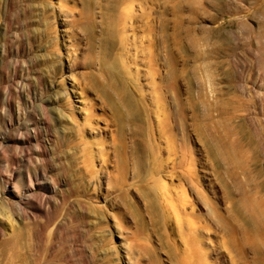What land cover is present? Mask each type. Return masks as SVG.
Returning a JSON list of instances; mask_svg holds the SVG:
<instances>
[{
	"label": "rangeland",
	"instance_id": "rangeland-1",
	"mask_svg": "<svg viewBox=\"0 0 264 264\" xmlns=\"http://www.w3.org/2000/svg\"><path fill=\"white\" fill-rule=\"evenodd\" d=\"M186 1L0 0V264H264L238 248L244 194L264 201V11ZM202 91L237 104L227 129Z\"/></svg>",
	"mask_w": 264,
	"mask_h": 264
},
{
	"label": "bare ground",
	"instance_id": "bare-ground-1",
	"mask_svg": "<svg viewBox=\"0 0 264 264\" xmlns=\"http://www.w3.org/2000/svg\"><path fill=\"white\" fill-rule=\"evenodd\" d=\"M114 1H117V0H114ZM181 1V0H180ZM183 1V0H182ZM206 1V0H205ZM257 2H258V5H259V7L261 8V10L262 11H264V0H256ZM185 2H187L186 0H185ZM199 2H201V0H199ZM188 4H189V8L191 9V10H195L196 9V6L197 7H199L198 6V2L196 1V0H189L188 1ZM199 5H200V3H199ZM184 6V5H183ZM187 6V5H186ZM186 6H185V8H186ZM202 6V5H201ZM129 7V6H128ZM178 7V6H177ZM174 8V7H173ZM179 8V7H178ZM177 8V9H178ZM183 8V7H182ZM188 8V7H187ZM204 8V7H203ZM198 9V8H197ZM199 9H202V7H200ZM183 10V9H182ZM188 10V9H187ZM128 11V10H127ZM174 11H175V9H174ZM183 12V11H182ZM202 12V11H201ZM200 12V13H201ZM195 13H196V11H195ZM205 13V12H204ZM191 14V13H190ZM193 14V13H192ZM191 14V15H192ZM178 15V14H177ZM195 16H197L196 14H194ZM194 15L193 16H191L190 17V21H192L191 20V18L193 17V19H195L194 18ZM199 15V14H198ZM181 19V18H180ZM186 18H184V20H185ZM176 20V19H175ZM189 21V23H191ZM186 22V21H185ZM193 22V21H192ZM165 23V22H164ZM167 24V23H166ZM165 24V25H166ZM173 24H175V23H173ZM179 25V24H178ZM181 26V25H180ZM175 27V26H174ZM190 27H192V26H190ZM190 27H187V35H188V40H190V42L194 45V46H197L198 45V39L196 38V37H194L193 35H194V33H193V31H195L194 29L192 30ZM193 28V27H192ZM174 29V28H173ZM186 29V28H185ZM180 31V30H179ZM185 32V31H184ZM180 33V32H179ZM208 33V32H207ZM182 34H184V33H182ZM186 34V33H185ZM185 34H184V37H186L185 36ZM205 34V33H204ZM166 35V34H165ZM177 35V34H176ZM167 37V36H166ZM165 37V38H166ZM174 37V36H173ZM177 37V36H176ZM175 38V37H174ZM181 38V37H180ZM205 39H206V36H205ZM186 40H187V38H186ZM187 40V41H188ZM180 41H182V40H180ZM207 41V40H206ZM199 48V47H198ZM201 52V51H200ZM199 56H201V55H199ZM197 57V56H196ZM171 59H167V72H168V76L170 77V78H175V77H177L176 75L177 74H179L178 73V71H181L180 70V68H178V64L176 63V59H172V57H170ZM198 58V57H197ZM199 58H201V57H199ZM194 60V59H193ZM197 60V59H196ZM201 60H203L204 62H205V64L203 65V66H200V68L202 67V71H204L205 73H206V75L208 74V76L211 78V77H213V74L215 73V71H214V68H213V66H212V64H211V61H209L210 59H201ZM198 61H199V59H198ZM185 62V61H184ZM200 62V61H199ZM166 63H165V65H166ZM188 63V62H187ZM186 63V64H187ZM185 64V63H184ZM199 64V63H198ZM203 64V63H202ZM188 66V65H187ZM198 66V65H197ZM196 66V67H197ZM184 67V66H183ZM183 67L181 68L182 69V72H185V70L183 71ZM188 67H191V66H188ZM184 68H186V66L184 67ZM179 69V70H178ZM188 69V68H187ZM186 69V70H187ZM189 69H191V68H189ZM216 70V69H215ZM155 71V70H154ZM197 71V70H196ZM196 71H194V72H196ZM200 71V70H199ZM129 72V71H128ZM158 72V71H157ZM166 72V73H167ZM180 73V75L179 76H181L183 73ZM201 73V72H200ZM203 73V72H202ZM204 73V74H205ZM263 74V76H262V79L261 80H263V84H264V62H263V72H262ZM166 75V76H167ZM184 75V74H183ZM182 75V76H183ZM199 75V74H198ZM198 75H196V76H198ZM261 75V74H260ZM168 76H167V78H168ZM163 78V77H162ZM178 78V77H177ZM177 78H175V81H177L178 79ZM180 79V78H179ZM165 81V80H164ZM172 82H171V84L174 82L173 81V79L171 80ZM166 82V81H165ZM178 82V81H177ZM167 83H168V79H167ZM166 83V84H167ZM262 84V85H263ZM170 85V83L169 84H167V86H169ZM173 85V84H172ZM172 85H170V86H172ZM176 83H175V87H176ZM201 85V84H200ZM158 88H159V86H157ZM174 87V86H173ZM167 89V88H166ZM174 89V88H173ZM199 89H203V88H199ZM159 90H161V89H159ZM168 90V89H167ZM170 90V89H169ZM168 90V91H169ZM177 90H178V88H177ZM204 90V89H203ZM206 90V89H205ZM204 90V91H205ZM162 91V90H161ZM160 91V92H161ZM176 91V88H175V90H174V92ZM179 92V91H178ZM189 92V94H193V93H190V90L188 91ZM203 92V91H202ZM127 93V92H126ZM175 93H177V92H175ZM200 93V92H199ZM159 94V96H160V93H158ZM163 94V93H162ZM181 94V93H180ZM179 94V95H180ZM201 94V93H200ZM215 94V93H214ZM213 94V95H214ZM178 95V94H177ZM199 95V94H198ZM162 97H165V96H163V95H161ZM160 96V97H161ZM196 96V95H195ZM159 97V98H160ZM162 97H161V99H162ZM178 97V96H177ZM182 97V96H181ZM194 97V96H193ZM200 97H202V99H203V102H204V104H205V107H206V109H207V111H204V112H202V113H205V112H208V114H206L207 116H206V120H208L209 121V123H210V125H212L214 128L215 127H220V128H222V127H224L225 129H227L231 124H230V122H231V117L229 116V107H228V104L229 103H223L222 101H224V100H218V98H217V101L214 103V100H213V103L211 102V99H209L208 98V96L206 95V93H202L201 94V96ZM235 97V96H234ZM158 98V99H159ZM195 98V97H194ZM194 98H192L191 97V99H192V101H195L194 100ZM197 98V97H196ZM240 98L241 97H239V96H237L236 95V97H235V101L236 102H238L239 103V105L240 106H237V110H239L240 109V107H241V103H240ZM253 98V97H252ZM176 99H178V98H176ZM198 99V98H197ZM231 99V98H230ZM230 99L228 100V101H230ZM242 99V98H241ZM181 100V99H180ZM179 99H178V102L180 101ZM187 100H188V98H187ZM201 100V99H200ZM233 100V99H232ZM249 101V100H248ZM191 102V101H190ZM189 102V103H190ZM200 102V101H199ZM227 102V101H226ZM231 102V101H230ZM235 102V103H236ZM180 103H182V102H180ZM179 103V104H180ZM192 103V102H191ZM202 103V102H201ZM234 103V101H233V104H235ZM183 104V103H182ZM232 104V103H231ZM231 104H229V105H231ZM245 104V103H244ZM187 104H185V107L184 108H186L187 106H186ZM193 105V104H192ZM198 105H200V104H198ZM237 104H235V106H236ZM232 106V105H231ZM230 106V107H231ZM235 106H232V107H235ZM202 107H203V105H202ZM192 108H194V110L193 111H195V114H196V112L198 111H196L195 110V107L193 106ZM183 109V108H182ZM218 110V111H215V112H219L220 113V119H218V120H216V119H214L213 117H212V111L213 110ZM231 109V108H230ZM242 109V108H241ZM184 110V109H183ZM189 110V109H188ZM205 110V109H204ZM232 110H234V112H236L235 111V109L234 108H232L231 109V111ZM202 111H203V109H202ZM214 112V111H213ZM234 112H233V114H234ZM185 113V112H184ZM202 113L200 114V115H202ZM232 114V115H233ZM237 114V113H236ZM186 115V114H185ZM199 115V114H198ZM200 115H199V117H200ZM214 115V114H213ZM219 115V114H218ZM231 115V114H230ZM194 116H196V115H194ZM203 117H205L204 115H203ZM185 118V117H184ZM196 118V117H195ZM194 118V119H195ZM201 118V117H200ZM186 119V118H185ZM203 119V118H202ZM233 120V119H232ZM186 121V120H185ZM195 121H201L200 119L199 120H196L195 119ZM183 122H184V120H183ZM199 123V122H198ZM203 123V122H202ZM232 123V122H231ZM200 124V123H199ZM205 124V123H204ZM166 126H168V125H166ZM201 126H203V125H201ZM201 126H199L200 128H201ZM204 126H206V125H204ZM211 126V127H212ZM224 128H222V129H224ZM243 128V127H242ZM170 129V128H169ZM171 130V129H170ZM170 130H168V131H170ZM202 130V129H201ZM217 130V129H216ZM215 131V130H214ZM219 130H217V132H218ZM224 131V130H223ZM216 131H215V133H217ZM228 132V134L225 136V137H223V136H218V142H219V149H218V155H219V153L225 158V160L227 161H230L231 163H232V166L234 165V167H243L244 166V163L242 162V156L244 155L243 154V152H242V146L241 145H238V143H236V142H230L229 141V138H228V135H230V131L228 130L227 131ZM241 132H243V131H241ZM219 133V132H218ZM172 134V133H171ZM201 134V133H200ZM221 134V133H220ZM172 135H174V134H172ZM211 136H214V135H211ZM230 137V136H229ZM245 137V136H244ZM170 138V137H169ZM172 138V137H171ZM174 138H175V136H174ZM186 139V138H185ZM231 139V138H230ZM171 140H173V139H171ZM245 141V140H244ZM247 141V140H246ZM170 142V141H169ZM173 142H175V141H173ZM172 142V143H173ZM171 143V142H170ZM184 144V143H183ZM169 146H171L172 147V145H169ZM184 146V145H183ZM190 148V147H189ZM181 149H182V147H181ZM191 149V148H190ZM189 149V150H190ZM183 151V150H182ZM172 152V151H171ZM174 152H175V150H174ZM186 151H184V153H185ZM192 153V152H191ZM174 154V153H173ZM183 154V153H182ZM188 154V153H187ZM190 154V153H189ZM216 155H217V153H215ZM186 155V154H185ZM191 155V154H190ZM214 155V154H213ZM187 156V158L189 157L188 155H186ZM221 156V157H222ZM244 157V156H243ZM223 160V159H222ZM224 160V161H225ZM189 162V161H188ZM191 162V161H190ZM227 164V163H226ZM187 165H189V164H187ZM186 165V166H187ZM231 165V164H230ZM194 166V165H193ZM192 166V167H193ZM227 166V165H226ZM233 167V168H234ZM189 168V167H188ZM225 168V167H224ZM174 169V168H173ZM180 169V168H179ZM192 169V168H191ZM231 169V168H230ZM247 169V168H246ZM188 170V169H187ZM228 170V169H227ZM233 170V169H232ZM159 171V170H158ZM191 171V170H190ZM188 172V171H187ZM175 173V172H174ZM173 173V174H174ZM179 173V172H178ZM189 173V172H188ZM194 173V172H193ZM229 173V172H228ZM248 174V173H247ZM172 175V174H171ZM175 175V174H174ZM186 175H188V174H186ZM249 175H250V173H249ZM242 176V175H241ZM181 177V176H180ZM183 177H185V176H183ZM189 177V176H188ZM190 178H194V176H192V177H190ZM233 178L235 179V180H237V176H236V172L233 174ZM189 179V178H188ZM187 180V179H186ZM190 180H192V179H190ZM244 180V179H243ZM256 180V179H255ZM225 181V180H224ZM193 183V182H192ZM191 183V184H192ZM232 183H233V181H232ZM225 185V184H224ZM228 185H229V182H228ZM227 185V186H228ZM239 185H241V183H239ZM246 186V184H243V185H241V187H243V186ZM231 186V185H230ZM229 186V187H230ZM235 186V185H234ZM247 187V186H246ZM250 187V186H249ZM234 188V187H233ZM239 189H240V187H239ZM225 190V189H224ZM238 190V189H237ZM241 190V189H240ZM247 190V189H246ZM254 190V189H253ZM258 190V189H257ZM184 191V190H183ZM202 191V190H201ZM251 191V190H250ZM241 192V191H240ZM225 193H227V192H225ZM259 193H261V192H259ZM232 193H230L229 194V196L231 195ZM235 194V193H234ZM255 194H257L256 192H255ZM236 195V194H235ZM237 195H238V193H237ZM240 195H242V194H240ZM226 196H228V195H226ZM231 197V196H230ZM234 197V196H233ZM259 197V196H258ZM262 197V196H261ZM231 199V201H232V198H230ZM228 200V199H227ZM234 200V199H233ZM229 201V200H228ZM243 203H242V206H243V208L246 210V213H248V215H249V225H248V228H246V229H244L243 230V234H244V243L243 244H238L239 245V249H241V251H244V248H245V246L246 245H248V246H250L251 248H252V250H254L256 253H259V249H261L260 247H261V245H263L264 246V201H262V200H259V198L257 199L256 197H254L253 195H252V193H250V194H244V197H243V201H242ZM187 203H188V201H187ZM187 203H186V205H187ZM185 204V203H184ZM232 204V203H231ZM185 205V206H186ZM231 206V205H230ZM233 208H234V205L232 206V209L231 210H233ZM237 210V209H236ZM235 210V211H236ZM176 211V210H175ZM232 212V213H235V216L238 214L239 215V212ZM179 212V211H178ZM215 212H217V211H215ZM192 213H194V212H191V214ZM230 214V213H229ZM241 214H242V211H241ZM189 215V214H188ZM217 214H215V216H216ZM232 215V214H231ZM234 215V214H233ZM243 215V214H242ZM242 215H240L239 217H242ZM191 216V215H190ZM245 216V215H244ZM178 217V216H177ZM187 217V216H186ZM230 217V216H229ZM234 217V216H233ZM233 217H232V219H233ZM218 218V217H217ZM189 219V218H188ZM223 219V218H222ZM218 220V219H217ZM225 220V219H224ZM235 220V219H234ZM239 220H241L240 218L237 220V221H239ZM243 220V219H242ZM246 220V219H245ZM245 220H243V221H245ZM180 221V220H179ZM226 221V220H225ZM219 222V221H218ZM191 223V222H190ZM193 223V222H192ZM233 223V222H232ZM240 223V222H239ZM244 223V222H243ZM194 224V223H193ZM197 224V223H196ZM196 224H194L193 226L195 227V225ZM221 224V223H220ZM227 224H228V222H227ZM192 225V224H191ZM225 225V224H224ZM246 225V226H247ZM190 226V225H189ZM227 226H229V225H227ZM193 227V231H194V228ZM239 227V226H238ZM190 229H192V226H191V228ZM210 229V228H209ZM228 229V228H227ZM237 228L235 227V226H233L232 227V229H231V233L234 235V237H235V233H237L238 231L236 230ZM195 230H198V228L197 229H195ZM223 231H225V230H223ZM237 231V232H236ZM240 231H241V229H240ZM195 232V231H194ZM188 233H189V231H188ZM192 232H190V234H191ZM196 233V232H195ZM225 233V232H224ZM232 234H230V236L232 235ZM232 235V236H233ZM189 236V235H188ZM191 237V236H190ZM241 237V236H240ZM239 237V238H240ZM189 239V238H188ZM228 237H227V241H228ZM237 242V241H236ZM189 244V243H188ZM191 244V243H190ZM227 244V243H226ZM232 244H234V243H232ZM228 245V244H227ZM226 245V246H227ZM191 246H192V244H191ZM197 246H198V244H197ZM191 248V247H190ZM194 248V247H193ZM195 249V248H194ZM246 249V248H245ZM193 250V249H192ZM228 250V249H227ZM264 250V249H263ZM194 252V251H193ZM263 253V252H262ZM189 254V253H188ZM192 254V253H191ZM235 255H237V254H235ZM243 255V254H242ZM246 255V254H245ZM188 256H190V255H188ZM244 256V255H243ZM262 256V255H261ZM260 256V257H261ZM255 257V256H254ZM263 257V256H262ZM206 258H207V256H206ZM206 258H205V260H206ZM234 258H235V256H234ZM250 258V257H249ZM248 258V259H249ZM190 259V258H189ZM255 259V258H254ZM194 260V259H193ZM200 260V259H199ZM232 260V259H231ZM242 260V259H241ZM245 260V259H244ZM250 260V259H249ZM233 262H235V261H233ZM240 261H238V263H239ZM242 262V261H241ZM190 263V262H189ZM246 263V262H245ZM191 264V263H190ZM199 264V263H198ZM200 264H201V262H200ZM203 264H204V261H203ZM208 264V263H207ZM240 264V263H239ZM243 264V263H242ZM263 264V263H262Z\"/></svg>",
	"mask_w": 264,
	"mask_h": 264
}]
</instances>
